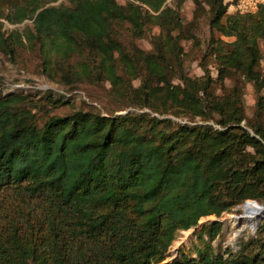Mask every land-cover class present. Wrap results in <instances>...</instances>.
<instances>
[{"label":"trees","instance_id":"obj_1","mask_svg":"<svg viewBox=\"0 0 264 264\" xmlns=\"http://www.w3.org/2000/svg\"><path fill=\"white\" fill-rule=\"evenodd\" d=\"M69 1L25 0L30 6L23 3L26 11L14 16L33 18L45 66L57 65L53 50L66 63L80 55L73 70L61 66L62 76L105 79L120 102L198 115L217 125L146 111L50 113L67 102L50 89L39 123L19 93L0 95V264H264V214L256 235L224 251L227 256L211 243L221 229L214 219L198 232L197 257L183 252L162 262L177 232L200 216L219 215L247 198L264 201V119L257 117L264 109V76L257 69L264 55V3L223 22L227 2L206 0L211 26L234 36L228 47L216 44L220 70H240L257 93L256 117L244 126L239 87L219 95L208 76L187 75L171 29L154 36L155 54L138 46L129 50L117 38L113 26L124 21L141 36L148 18L161 27L170 13V20L178 19L176 10L161 8L165 0ZM143 4L160 11L149 13ZM175 22L171 28L180 27ZM6 39L0 33V47H9ZM166 44L174 53L171 62L160 49ZM172 75L180 82L173 83Z\"/></svg>","mask_w":264,"mask_h":264},{"label":"rangeland","instance_id":"obj_2","mask_svg":"<svg viewBox=\"0 0 264 264\" xmlns=\"http://www.w3.org/2000/svg\"><path fill=\"white\" fill-rule=\"evenodd\" d=\"M120 4H125L130 0H117ZM138 2L137 0H134ZM49 5H69V0H36V3ZM28 4L25 0H0V33H3L7 39L8 48L0 47V95L15 92L23 97V101L27 105H31L32 112L41 123L45 118L46 107H49L45 93L50 89L53 94L67 101L56 107H52L50 113L66 114L74 109H97L102 112L123 113L128 110L135 112H151L159 115L160 118L170 117L173 121L187 122L191 124L210 123L217 125L213 120H202L200 116L190 115H173L171 113L160 114L152 111L149 107H136L127 101H118L110 91V83L108 80L94 81L90 77L83 76V80L77 81L72 76H62L61 66L71 65L73 70L83 59L82 56L76 55L69 57L70 63H66L59 51L53 50L51 61L58 60L57 65L45 66L43 63V54L40 50L39 43L36 41L33 28V18L24 17L22 20L14 18L19 15L20 10L26 11ZM28 6H30L28 4ZM170 7L176 10L178 19L170 20V15L163 17V27L155 23L151 19H146L144 30L141 36H136L128 22L118 23L113 26V31L117 38L123 43L127 49L134 46L141 47L145 51L153 54L157 51L152 40L154 36L162 34L164 31L171 29L172 35H178V43L182 48V66L185 73L191 77L204 78L208 76L210 79V89L221 94H232L234 87H239L245 117L241 120L244 126L247 119L253 121L256 117V98L257 93L251 81H248L240 70L234 67L222 68L221 61L216 58V44L229 46V42L234 39L232 35H224L220 33L214 26L210 24L212 14L211 5L206 0H165L161 8ZM143 8L149 13L158 14L160 11H153L143 4ZM143 9V10H144ZM233 9L228 7L226 3V11L221 21H225L228 15H234ZM6 14L12 17L14 21L6 18ZM180 21V27L171 28ZM261 49L263 44L260 41ZM12 48V52L10 49ZM166 52L167 61L174 60L172 49L166 44L160 48ZM51 62V63H52ZM49 63V62H48ZM60 63V65H58ZM225 67V68H224ZM259 72L264 76V55L261 56L257 66ZM139 78H133V85L139 83ZM173 83L180 82L178 77L172 75ZM264 95V90L262 91ZM47 105V106H46ZM120 107V108H119ZM119 108V109H116ZM258 119H264V109ZM249 130L251 128L247 126ZM246 200H255L256 202H241L232 206L230 209L223 210L219 215L206 214L198 219V223L187 229H180L175 238L170 243L166 252V257L162 262L171 261L181 253L197 257L195 245H201L198 237L199 230L203 225L216 219L221 222V229L215 239L211 241L215 250H219L224 256L228 253L224 251L230 249L236 250L239 242L247 240L251 236L256 235L258 224L257 216L262 212L257 211V207L263 206L260 202L253 198ZM262 208V207H261ZM258 219V218H257Z\"/></svg>","mask_w":264,"mask_h":264},{"label":"built area","instance_id":"obj_3","mask_svg":"<svg viewBox=\"0 0 264 264\" xmlns=\"http://www.w3.org/2000/svg\"><path fill=\"white\" fill-rule=\"evenodd\" d=\"M228 7L235 12H249L254 11L258 6L264 3V0H224Z\"/></svg>","mask_w":264,"mask_h":264},{"label":"water","instance_id":"obj_4","mask_svg":"<svg viewBox=\"0 0 264 264\" xmlns=\"http://www.w3.org/2000/svg\"><path fill=\"white\" fill-rule=\"evenodd\" d=\"M246 201H248V200H245V202H246ZM251 201L256 202L255 200H251ZM261 205H263V208H264V204H261ZM263 214H264V209H263L262 212L258 215V219H257V223H256V224H258V221H259V219L263 216Z\"/></svg>","mask_w":264,"mask_h":264},{"label":"bare ground","instance_id":"obj_5","mask_svg":"<svg viewBox=\"0 0 264 264\" xmlns=\"http://www.w3.org/2000/svg\"><path fill=\"white\" fill-rule=\"evenodd\" d=\"M261 207H262V208H261ZM262 209H264L263 206L257 207V211H258V212L261 211ZM257 218H258V216H257ZM257 218H256V221H257Z\"/></svg>","mask_w":264,"mask_h":264}]
</instances>
